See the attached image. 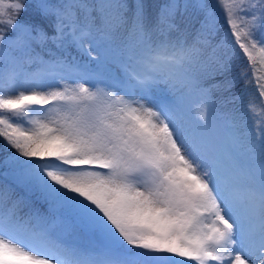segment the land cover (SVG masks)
<instances>
[{"label": "snow or ice", "instance_id": "1", "mask_svg": "<svg viewBox=\"0 0 264 264\" xmlns=\"http://www.w3.org/2000/svg\"><path fill=\"white\" fill-rule=\"evenodd\" d=\"M252 83L264 0H0V264H264Z\"/></svg>", "mask_w": 264, "mask_h": 264}, {"label": "trees", "instance_id": "2", "mask_svg": "<svg viewBox=\"0 0 264 264\" xmlns=\"http://www.w3.org/2000/svg\"><path fill=\"white\" fill-rule=\"evenodd\" d=\"M129 2H131V0H129ZM143 2L147 6V11L149 12V14L154 15V5L157 3L163 2V0H143ZM30 15H31V10L25 12L21 16V20L29 19ZM221 22H223V21H221ZM221 33H223V29H221ZM70 51L72 52V55H75L78 59H82V60H88L89 59L87 56H81V54L76 52L74 49H72ZM235 63H236V66L234 67L233 71L229 74V76L238 75L244 66L243 59L237 60ZM242 87H244V82L241 80L240 83L237 84L236 88L232 89V91L235 93L238 89H240ZM247 92L249 94L246 95L244 98L245 103H247L249 100L253 101L256 104L257 110H258V117L257 118L259 119V118L264 117V101H261L258 98V93L256 91V87H255L254 83L248 85ZM245 119H247L246 116H245ZM250 131H252L253 135H255V130L251 124H250ZM3 155H4L3 141L0 140V157H2ZM3 172H4V170L0 169V185H12L13 184V178L11 177V175L5 176L3 174ZM17 192L20 195H28V198L32 202H34L37 207H40L41 210L46 209L47 205L44 204V202L42 200H40L38 192H34L30 195L22 192L19 189H17ZM79 243H81L84 247H94L95 246V242L89 240L88 238H82L79 241ZM174 259H179V258L174 257Z\"/></svg>", "mask_w": 264, "mask_h": 264}]
</instances>
